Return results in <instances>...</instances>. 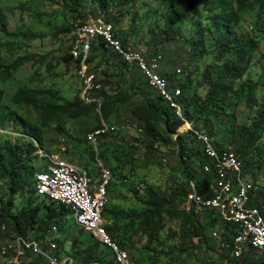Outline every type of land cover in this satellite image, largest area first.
<instances>
[{
    "label": "rangeland",
    "instance_id": "obj_1",
    "mask_svg": "<svg viewBox=\"0 0 264 264\" xmlns=\"http://www.w3.org/2000/svg\"><path fill=\"white\" fill-rule=\"evenodd\" d=\"M99 0H0V27L1 20L7 23V30L17 33L20 37L7 36L0 32V56L3 64H10L20 57H24L23 65L12 74L6 82L2 81L4 71H0V118L1 110L10 107L11 96L21 88L50 90L54 101L59 104H67L79 96L80 81L77 77L75 67L71 62H65L63 57L69 53L70 46L75 41V36L70 23L73 22L74 10H85L91 6L100 8ZM110 9L106 11L105 17L114 25L121 38H125L129 47L150 54L160 50L162 54L163 70L176 72L177 69L188 68L195 75L196 60H189V48L186 41L192 38L198 39L193 24V18L184 21L178 26L170 27L168 17L170 3L180 9L184 0H106ZM94 8V7H93ZM264 20V8L261 10L256 3L251 10L243 13V33H232L234 41L245 42L251 40L256 42L255 51L251 55L250 67L245 76L238 80L234 90H240L241 84L246 87L237 98L229 95L227 101L222 105L224 111L218 110L210 122L201 120L196 127L200 130L207 125H212L216 132L217 140L224 143L223 148L235 150V140L240 134L234 130V126H248L256 116L258 105L264 98V87L262 85V73L264 71V40L255 38L258 35L257 27ZM212 31L218 28L212 25ZM211 37L205 39V57L198 63L199 73L194 76L195 82L200 81V74L206 66L215 64L214 42ZM101 63L97 71L101 81L108 82L106 89L111 95H116L120 89H127L120 67L98 58L96 65ZM195 69V70H194ZM108 73V79L103 74ZM177 74V73H176ZM180 75V74H179ZM129 84L137 83V76H129ZM105 85V84H104ZM104 85H102L104 87ZM204 89L193 88L189 94L197 93L203 96ZM147 90V87H141ZM149 92H151L149 90ZM132 101L139 96H134L131 91ZM25 111V110H24ZM119 128L114 136L101 141L98 149L89 140V133L95 128L94 118H84L76 121L66 120L63 123V131L57 123L51 125L42 132L45 150H38L39 158L33 163L32 169L25 177L31 176V185L34 184L35 176L47 164V160L41 155L56 154L73 162L78 166L88 169L94 179L99 178V160L105 166H109L115 173V179L109 194V209L116 208L122 212H140L154 198L174 194L176 211L181 210L182 196L185 181L189 176L181 171L179 157L170 147L157 146L154 151L148 152L144 145L142 133L137 132L134 120L128 116L126 111H120L119 115L112 120ZM131 123V124H130ZM128 124L124 129L122 126ZM15 123H5L0 127V144L5 141H17L24 138V128L15 127ZM185 128L178 129L185 130ZM36 142V141H35ZM260 143H264V135ZM37 147L39 146L38 143ZM91 148L95 153L90 152ZM236 151V150H235ZM94 154V155H93ZM95 156V157H94ZM259 157V156H258ZM116 168V170H115ZM199 174L200 170H195ZM254 172L257 181L264 182V165L256 167ZM1 175V174H0ZM182 178L183 181L179 180ZM127 179V183L124 181ZM245 179L252 184L251 175H245ZM125 182V183H124ZM136 189H132V187ZM8 182L0 177V193L9 198ZM11 197V196H10ZM12 198V197H11ZM14 201L13 213L16 214L22 208L40 206L41 214L39 223L45 221L48 204L38 199L32 190H26L12 198ZM141 200V202L139 201ZM111 210V209H110ZM200 212L198 211V214ZM198 220L204 224L203 214L198 215ZM74 218L70 217L65 226L56 225L60 233L55 239L58 248L65 257L71 255L78 246V239L90 236L81 233L79 227L75 226ZM121 218L118 225L122 235H127L126 250L133 264H236L235 261L220 259L219 254L224 253L219 249L220 227L204 229V241L200 243L196 233L189 234L182 217H170L162 213L150 222V228L137 229L140 220H128ZM131 219V218H130ZM107 222V220H106ZM38 229V225L36 226ZM38 232V231H37ZM216 233V236H213Z\"/></svg>",
    "mask_w": 264,
    "mask_h": 264
},
{
    "label": "trees",
    "instance_id": "obj_2",
    "mask_svg": "<svg viewBox=\"0 0 264 264\" xmlns=\"http://www.w3.org/2000/svg\"><path fill=\"white\" fill-rule=\"evenodd\" d=\"M98 3L101 5L100 8H97L98 6L91 8L90 6L84 11L74 10L73 12L76 15L73 16V21L79 18L87 19L89 12L96 13V17L112 24L105 17L106 11L110 9L109 4L106 0H99ZM256 3L259 4L261 10L264 8V0H184L180 9L173 2L170 3L169 14L167 15L170 27L178 26L191 18L195 20L193 27L198 33V39L193 41L192 38H189L186 42L189 43V60L198 61L197 66H195L197 70L194 69V75L192 70L188 68L177 69L180 70L177 73V70L176 72H170L168 69L163 70V67H161L159 73L162 77L168 79L172 87H179L181 89L179 100L183 109V119L191 124L193 131L179 133L178 129L185 128L186 125H184L183 119L179 118L175 110L170 108L169 104L158 95L156 90L149 86L148 81L136 66L128 65L118 55L107 49L102 41L93 44L89 59L91 71L95 73L98 84H105L97 92V97L102 101V117L97 114L95 104L87 105L82 101L80 97L81 85L79 96H76L73 101L67 104L55 102L50 90L28 88L17 90L10 98V107L1 110L2 115L0 118V127L5 123L13 122L16 124L15 127L21 126L24 128V138H19L14 142L5 141L3 145L0 144V177L7 180L9 189V198H5L0 193V231L5 226L9 237L31 238L44 244L48 239L52 238L53 240L60 233V229L57 228L58 233L56 235L52 234L53 228L57 227L56 225H63L64 227L70 217L74 218L72 207L57 202H48L52 206L46 207L49 211L45 221L42 223L38 221L42 212L41 207L38 205L32 207L30 204L22 208L18 213H13L14 201L12 198L25 192L27 189L32 190L38 199H42L37 195L36 176L33 185L30 182L32 175L25 176L32 169L33 163L39 158V154H36V152L38 150H45L42 132L53 122L57 123L58 127L63 131V123L66 120L76 121L93 117L96 124L94 130H96L102 125L103 119L115 126L116 132L112 135L101 137V143V141L117 134L119 128L112 120L119 115L120 111H126L128 116L134 120V124H130L135 125L137 132L142 133L144 145L148 152L154 151L153 148L157 146L170 147L179 157L181 171L189 176V179L185 181L182 203L189 192L190 182L194 184L196 190L201 195H213L216 172L212 161L204 154L202 143L197 139L194 131L207 136L217 151L221 152L228 149L223 148L224 143L217 140L216 132L212 125L205 126L200 130L201 132L196 130V127L201 120L210 122L213 115L219 113L218 110L221 111L223 109L222 111H224L222 105L227 101L229 95L239 98L240 93L246 87V84H241L240 90H234L236 82L245 76L250 67V59L252 53L255 51L256 42L251 40H246L245 42L234 41L231 35L232 33L244 32L241 24L243 13L251 10ZM259 23L260 27H257L258 35L255 38L264 40V20H261ZM1 25L0 32H4L7 36L20 37L22 35V33L9 32L6 29L7 23L3 19L1 20ZM70 25L72 28V23ZM212 25L218 28L217 32L212 31ZM115 33L124 47L128 48L126 39L120 38L116 30ZM207 37H211L214 42V49L217 53L215 64L213 66H206L205 71L200 74V81L195 82L193 75L196 76L199 73L198 63L205 57V39ZM71 48L72 45L69 48V53L63 57L65 62H71ZM156 52H160V50L150 54ZM98 58L108 60L115 64L116 67H120V72L128 84V90L120 89L116 95L108 93L106 89L108 82L101 81L98 78L97 71L102 63L100 62L96 65L95 62ZM2 60L0 56V71H4V77L1 79L3 82H6L23 65L25 58H17L8 65L3 64ZM75 69L77 70L76 67ZM103 76L107 79L109 78L107 72ZM129 76H137L138 82L132 85L129 84ZM261 79L264 87V71ZM143 86L147 87V90H142L141 87ZM193 86L196 90L206 87L205 94L203 96H200L196 92L189 94L188 92ZM131 91L134 92V96H139L137 100L132 101ZM256 111V116L250 125L242 127L234 126V130L240 132L235 140L236 151L234 150V152L242 162L243 173L245 175L250 174L253 180L254 191L251 192L248 206L258 208L264 216V182L263 184L258 182L257 175L254 172L256 167L264 165V143H260L264 135V98ZM127 125L125 124L122 127L125 129ZM36 143L39 144L38 147ZM94 151L91 148L90 152L95 153ZM205 165L211 166L210 173L204 172L203 167ZM197 168L200 170L199 174L195 171ZM46 170L47 166L45 165L39 172ZM111 170L115 177L113 169ZM90 175L92 176L91 172ZM179 180L183 181L182 178H179ZM124 181L127 183V179ZM132 189L135 190L136 188L133 186ZM174 194L154 198L151 202H145L146 208L137 213L132 212L129 214L115 207L110 208V210L108 205L104 212V219L107 220V231L113 240L126 250L127 241L130 237L122 235V229L118 225L121 218L140 220L137 229L145 230L147 227L150 228V222L154 221L157 217H161L162 213H166L170 217H182L185 225H187L186 231L189 234L196 233L199 236L198 240L200 243H207V240L204 241V229L206 227H217L218 222H222L218 213L210 209L202 212L197 209L188 213L183 210L176 211ZM42 200L47 202L45 199ZM139 201L141 202V200ZM198 211L203 214L205 219L204 224L198 220ZM73 221L75 226H77L75 219ZM37 225L38 229L36 228ZM219 229L218 247L224 253V255L222 253L219 254L221 260L235 261L236 264H264V252L257 251V249L251 247L246 249L240 258L230 259L228 251L221 248V244H230L232 242V237L235 235L234 226L222 222V227ZM80 230L84 234L85 231L83 229ZM88 235L90 237L86 239L89 241L82 243L81 241H85V238L81 236L77 241L78 246L81 248H75L73 253L68 257H71L76 264H116L112 251L104 247L93 236ZM54 242L58 245L56 239ZM56 256L61 259L65 258L60 248L56 251ZM0 264H2L1 260ZM26 264L48 263L41 257L30 255Z\"/></svg>",
    "mask_w": 264,
    "mask_h": 264
},
{
    "label": "built area",
    "instance_id": "obj_3",
    "mask_svg": "<svg viewBox=\"0 0 264 264\" xmlns=\"http://www.w3.org/2000/svg\"><path fill=\"white\" fill-rule=\"evenodd\" d=\"M100 14V12H98ZM89 13L87 19L79 18L71 22L75 41L70 50L71 63L77 68V77L81 83L82 101L95 104L97 114L102 117V101L97 92L102 85L98 84L96 75L91 71L89 63L93 44L102 41L105 47L118 55L128 65H134L148 81L151 88L174 109L176 115L183 119L180 104L181 89L172 87L165 77L160 75L162 55L160 52L144 54L133 48H126L117 38L112 24ZM180 70H177L179 73ZM193 131L191 124L184 120ZM116 132V127L102 119V125L88 135L89 142L99 147L100 138ZM179 132V133H181ZM201 141L204 154L212 161L215 169L214 193L211 196L201 195L190 182L189 192L184 199L181 210L188 213L192 210H215L224 224L234 226L235 235L230 244L222 243L221 248L229 253L230 259H238L248 248L264 252V216L256 207H249L251 192L254 187L245 179L242 162L231 149L217 151L209 138L195 132ZM47 160V170L36 174L37 195L48 202H57L72 207L77 227L93 236L104 247L109 248L115 256L116 264H133L128 251L121 248L113 240L106 229L104 212L110 203V187L114 182L112 170L101 163L98 155L99 178L96 180L90 172L56 154H41ZM204 172L210 173L211 166L205 165ZM198 215H201L199 213ZM58 233L53 228L52 234ZM213 233V236H216ZM55 238L48 239L44 244L31 238L9 237L7 228L0 231V260L2 264H26L30 255L41 257L48 264H76L71 257L63 259L56 256L58 245ZM227 259L224 263H227Z\"/></svg>",
    "mask_w": 264,
    "mask_h": 264
},
{
    "label": "bare ground",
    "instance_id": "obj_4",
    "mask_svg": "<svg viewBox=\"0 0 264 264\" xmlns=\"http://www.w3.org/2000/svg\"><path fill=\"white\" fill-rule=\"evenodd\" d=\"M187 125V124H186ZM188 126V125H187Z\"/></svg>",
    "mask_w": 264,
    "mask_h": 264
},
{
    "label": "crops",
    "instance_id": "obj_5",
    "mask_svg": "<svg viewBox=\"0 0 264 264\" xmlns=\"http://www.w3.org/2000/svg\"><path fill=\"white\" fill-rule=\"evenodd\" d=\"M73 163V162H72ZM75 164V163H74Z\"/></svg>",
    "mask_w": 264,
    "mask_h": 264
}]
</instances>
